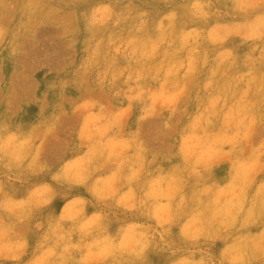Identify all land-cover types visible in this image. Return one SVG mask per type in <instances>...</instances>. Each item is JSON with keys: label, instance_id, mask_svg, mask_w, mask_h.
<instances>
[{"label": "clouds", "instance_id": "obj_1", "mask_svg": "<svg viewBox=\"0 0 264 264\" xmlns=\"http://www.w3.org/2000/svg\"><path fill=\"white\" fill-rule=\"evenodd\" d=\"M0 264H264V0H0Z\"/></svg>", "mask_w": 264, "mask_h": 264}]
</instances>
